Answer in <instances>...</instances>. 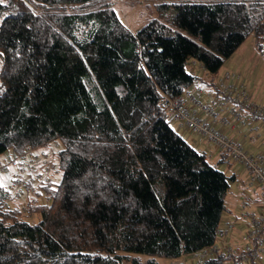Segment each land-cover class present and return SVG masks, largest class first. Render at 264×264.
Wrapping results in <instances>:
<instances>
[{
	"label": "trees",
	"instance_id": "16d2710c",
	"mask_svg": "<svg viewBox=\"0 0 264 264\" xmlns=\"http://www.w3.org/2000/svg\"><path fill=\"white\" fill-rule=\"evenodd\" d=\"M155 5L132 31L112 0H0V156L54 141L59 173L17 204L0 176V264H156L215 243L234 175L175 131L163 97L195 82L189 61L217 73L264 39V0Z\"/></svg>",
	"mask_w": 264,
	"mask_h": 264
},
{
	"label": "built area",
	"instance_id": "2783aa9c",
	"mask_svg": "<svg viewBox=\"0 0 264 264\" xmlns=\"http://www.w3.org/2000/svg\"><path fill=\"white\" fill-rule=\"evenodd\" d=\"M196 63L204 69L198 62L192 65ZM198 88L201 90L200 86ZM209 94L210 101L204 102L186 88L177 96L163 97L161 108L175 130L198 136L220 155L241 165L247 173L246 188L255 191L259 187L264 198V151L249 153L242 139L227 132L235 127L252 132L259 122L264 124V105L252 101L251 90L240 73L227 71L215 81ZM55 148L50 142L46 146L27 148L21 154L9 151L0 156V176L7 174L19 181L18 184L5 183L12 196L18 198L22 193L20 186L28 181L32 186L50 181L47 176L54 169L55 159L51 153L56 152ZM31 174L36 178L29 177ZM242 210L241 217L247 226L244 244L232 247L224 242L228 231L234 228L233 224L227 223L225 229H217L214 244L190 255L197 264L219 254L229 256L228 264H264V212L249 213L245 206Z\"/></svg>",
	"mask_w": 264,
	"mask_h": 264
},
{
	"label": "rangeland",
	"instance_id": "374dc122",
	"mask_svg": "<svg viewBox=\"0 0 264 264\" xmlns=\"http://www.w3.org/2000/svg\"><path fill=\"white\" fill-rule=\"evenodd\" d=\"M112 1L115 9L118 12V15L124 20L126 25L132 31L137 30L139 27L145 24L149 19L156 17L157 15L155 10V6H156L155 4L158 3L159 0H112ZM195 65L198 64L196 63ZM194 69L195 71L198 72L196 67L192 65V61H189L187 64V70L189 72H192V70ZM227 71H230V73H240L242 77H245L246 80L249 79L250 82L253 85H255L257 91H259L264 95V39H260L256 37L254 34H250L243 41V43L237 48V50L224 60L218 72L213 73L212 75L216 76L217 74L222 78ZM196 76L199 75L197 74ZM172 127L175 129L173 125ZM175 131L180 136H182L186 141H188L194 148L198 150L206 151V154L208 155V161L211 164H216V166L225 173L231 174L233 171H237V168H242L241 165L236 164L232 161L219 163L218 159L220 157V153L215 149H213L209 144H204L203 146H200L199 144L196 143V141H194L193 135L188 134L186 131H177V130ZM51 146L56 147L55 149L57 151L58 148L57 142L52 141ZM55 153H51V157L53 159H55ZM50 167H52L51 164ZM54 177H56L55 180L59 179V173L52 170L50 173H48L47 178L50 180L51 178ZM1 180L2 183H4L8 179L5 177H1ZM243 180H244L243 177L239 176L238 180L230 181V187L228 189L225 198L226 212H228V210H231L230 211L231 213H233V211L237 212L235 217L229 219L230 220L229 222H231V224H233L234 227H237V225H241L243 223L242 220H238V219H242L241 213L244 211L242 210V206H244L245 204V199L242 196ZM31 196H33V194L29 192L28 197ZM23 198H22L23 200L20 198H15V200L13 199L14 203L17 204V202L19 203V201L21 200L22 201L20 203H24L25 196H23ZM41 201L43 202L44 200L40 199L39 202ZM11 205L13 206V202L11 203ZM247 211L249 213H252L249 210ZM29 220H32V218ZM231 242H229V244H231ZM138 257L140 261L143 263H145L149 259V257L146 255H139ZM154 259L156 261V264H178V262H182L183 264H196V262L190 256H184V258H182L181 260L180 259L168 260L160 257H156Z\"/></svg>",
	"mask_w": 264,
	"mask_h": 264
},
{
	"label": "crops",
	"instance_id": "0c3cea01",
	"mask_svg": "<svg viewBox=\"0 0 264 264\" xmlns=\"http://www.w3.org/2000/svg\"><path fill=\"white\" fill-rule=\"evenodd\" d=\"M194 67H196L198 72L195 71V69L192 70V72L195 74V76L197 74L199 76H197V79L191 85V87H189V89L200 100L204 102H209L211 99V95L209 94V92L213 88L215 81H217L221 76H218L217 74L216 76L212 75L208 73L205 69H202L199 65H194ZM244 79L246 80L245 77ZM246 81L251 90L252 101L255 103L264 105V95L260 93L259 91H257V88L255 87V85H253L250 82L249 79H247ZM231 82H233V79L231 80ZM199 86L201 87V90H199L198 88ZM240 130L241 129L235 127L231 130H227V132H229L234 137H238L242 139L244 141V146L249 153H256L259 151H264V124L263 123L259 122L252 132L243 131V130L240 131ZM193 136H194V141H196V143L199 144L200 146L207 144V143H204L198 136H195V135ZM226 175L228 176L234 175V179L232 181L238 180L239 176L243 177L244 180H243L242 196L245 199V204H246V205L244 204L245 210H249L254 214L263 213L264 212V202H263L264 198L260 195V188L257 187L255 191H252L251 189L246 188L245 183L247 181V173L244 171V169L237 168V171H233L231 174L226 173ZM230 211L231 210H228V212H226V204H225V211L222 215L218 228L225 229L226 224L231 223L229 222L230 221L229 219H232L233 217H235L237 212L233 211V213H231ZM238 220H242L243 223L229 230L227 234V238L224 240L226 244L232 247H240L244 244V234L247 229L246 221L245 219H238ZM229 242H231V244H229ZM225 264H228V263L226 262Z\"/></svg>",
	"mask_w": 264,
	"mask_h": 264
},
{
	"label": "snow or ice",
	"instance_id": "6c2138e0",
	"mask_svg": "<svg viewBox=\"0 0 264 264\" xmlns=\"http://www.w3.org/2000/svg\"><path fill=\"white\" fill-rule=\"evenodd\" d=\"M0 55H2V54H0Z\"/></svg>",
	"mask_w": 264,
	"mask_h": 264
}]
</instances>
